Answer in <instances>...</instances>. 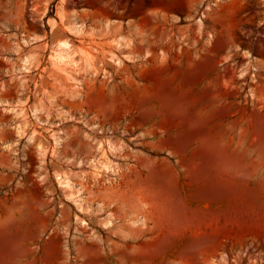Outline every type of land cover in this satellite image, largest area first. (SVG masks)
Masks as SVG:
<instances>
[{
	"label": "rangeland",
	"instance_id": "obj_1",
	"mask_svg": "<svg viewBox=\"0 0 264 264\" xmlns=\"http://www.w3.org/2000/svg\"><path fill=\"white\" fill-rule=\"evenodd\" d=\"M0 264H264V0H0Z\"/></svg>",
	"mask_w": 264,
	"mask_h": 264
}]
</instances>
